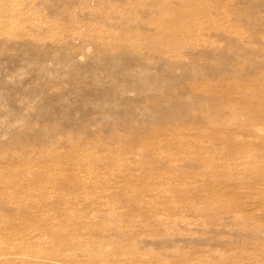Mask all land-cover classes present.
<instances>
[{"label": "rangeland", "instance_id": "374dc122", "mask_svg": "<svg viewBox=\"0 0 264 264\" xmlns=\"http://www.w3.org/2000/svg\"><path fill=\"white\" fill-rule=\"evenodd\" d=\"M0 264H264V0H0Z\"/></svg>", "mask_w": 264, "mask_h": 264}]
</instances>
